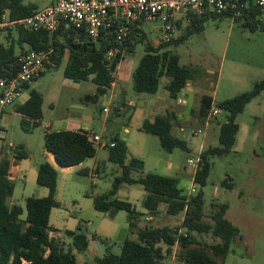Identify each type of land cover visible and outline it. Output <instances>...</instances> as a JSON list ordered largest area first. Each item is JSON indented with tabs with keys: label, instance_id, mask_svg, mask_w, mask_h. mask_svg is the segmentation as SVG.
<instances>
[{
	"label": "rangeland",
	"instance_id": "1",
	"mask_svg": "<svg viewBox=\"0 0 264 264\" xmlns=\"http://www.w3.org/2000/svg\"><path fill=\"white\" fill-rule=\"evenodd\" d=\"M24 3L43 7L48 0H24ZM159 29V22L144 26L145 40L137 44L131 54L126 52L125 58L118 64L113 90L109 89L96 100L92 99L96 86L91 81L64 84V62L55 69L43 72L29 84L15 105L5 109L6 114L0 120V149L12 154L22 146L31 161L36 164L44 161L42 126L31 132L23 131L21 117L14 112V108L23 104L34 90L44 98V118L54 122L55 129L94 133L107 145L112 137L117 136L126 143L130 156L143 161L142 175L156 174L176 179L184 195L194 185V192L189 196L203 193L205 220H209L213 204H227L226 219L237 228L238 236L230 245L224 264H264V93L254 97L237 116L235 122L239 129L230 152L210 158L211 169L205 186L193 183L195 169L187 164L189 157L196 158L201 151L220 146L219 128L227 115L217 109V103L249 92L255 83L264 80V32H250L243 27L242 20L226 17L209 19L202 32L191 35L183 43L167 46L165 50L179 56L180 66L196 69V77L189 83L190 88L181 91L177 99H171L165 89L166 77L160 79L156 96L137 94L132 90V73L145 47L159 48L153 45L160 36ZM15 30L0 28V42L9 45L11 39H16ZM15 53L19 54L18 46ZM203 96L212 100V108L204 120L198 116ZM150 99L162 101L155 100L149 104ZM178 100L184 104L178 103ZM130 101L136 106L115 109L120 102L127 104ZM103 108L108 109V113L103 112ZM166 110L175 114L173 136L185 141L188 151L175 149L166 152L157 137L140 130L145 120L163 115ZM67 118L71 119L70 123L65 122ZM180 127L184 132L179 131ZM125 129L129 130L128 136L123 134ZM192 130L197 135H192ZM95 146V157L84 161L82 168L91 171L93 166H99L98 177L92 179L90 174H81L78 168L64 174L61 172L55 195L59 207L53 209L50 219L55 228L53 235L61 236L59 243L64 251L71 248V239L64 233L66 230L72 229L87 237V250L84 253L74 252L76 264H94L93 259L102 257L107 250L119 255L123 241L136 238L128 230L126 212L119 211L113 220H109L93 209V199L107 193L113 179L120 174L119 168L108 161L107 149L98 144ZM94 173L97 174L96 171ZM139 174L135 173L136 176ZM27 178L25 184L14 180V193L8 204L12 201L24 207L25 197L43 198L46 189ZM144 196L140 186L123 185L114 198L129 202L138 212H144L140 205ZM159 209L160 212L151 221L144 220L145 215L140 214L138 228L179 227L181 216H168L164 205ZM197 238L206 245L217 241L211 236ZM164 262L183 264L173 257H167Z\"/></svg>",
	"mask_w": 264,
	"mask_h": 264
},
{
	"label": "trees",
	"instance_id": "2",
	"mask_svg": "<svg viewBox=\"0 0 264 264\" xmlns=\"http://www.w3.org/2000/svg\"><path fill=\"white\" fill-rule=\"evenodd\" d=\"M37 10L34 4H25L24 0H0V15L8 11L12 21L29 17ZM238 10L240 15L234 17L232 12L222 16L193 17L192 25L185 28L177 39L157 49L147 45L132 73V90L137 94L155 95L160 79L166 77L168 82L165 89L171 99H177L178 94L195 79L196 69L180 66L179 56L165 50L166 47L183 43L191 35L202 32L209 19L226 17L242 20L243 27L250 32H264L263 12L253 6ZM15 34L16 39H11L9 45L0 42V78L11 77L18 72L19 59L23 53L52 51L50 59L56 67L64 58L66 60L64 84L91 81L96 86L93 100L108 92L114 83L117 66L125 58L117 54L111 61L106 62L105 57L114 46L111 37H102L93 42L82 33H76L64 25L53 34L46 31L34 32L24 27H17ZM144 40L145 36L139 30H133L125 43L127 55ZM16 46L19 47V54L15 53ZM262 93L264 80L255 83L249 92L217 103V109L227 115L226 121L219 128L220 146L210 147L199 154L200 162L194 174L195 185L205 186L211 169V157H221L230 152L239 129L235 122L237 116L254 97ZM42 104V95L33 90L28 99L16 107V113L22 117L20 126L23 131L31 132L40 126L43 117ZM211 108V98L203 96L198 116L204 120ZM172 121L173 117L169 113L156 116L151 121H144L140 130L144 134L157 137L161 148L166 152L170 153L175 149L188 151L187 143L173 136ZM110 143L114 146L106 144L103 148L107 149L108 161L119 168L120 174L113 179L107 193L93 199V209L110 218L119 211L126 212L128 230L136 238L125 239L119 255L107 250L102 257L93 259L94 264H165L167 257H173L183 264H224L230 245L238 236L237 228L225 216L228 205L213 204L209 220H205L202 192L187 196L178 188L176 179L156 174L142 175L143 161L129 155L126 143L117 136L112 137ZM44 149L53 156L59 168L79 166L96 155L95 144L81 130L46 131ZM21 150L20 146L15 150V161L27 157V153ZM11 164L7 157L0 158V264H76L74 252L84 253L87 250V237L77 231H67L65 234L71 239V248L64 251L59 241L50 236V213L52 209L59 207L55 199L58 169L49 162L39 165L36 185L45 188L47 196L29 197L22 208L8 204L15 187L10 179ZM87 172L84 169L82 174L87 175ZM136 172L140 174L136 176ZM123 185L140 186L143 189L145 197L141 206L147 213L157 215L160 212L159 207L164 205L168 216H181L179 227L137 228L140 213L129 202L114 198ZM228 187L231 188L232 185ZM198 236H211L217 241L212 245L202 244Z\"/></svg>",
	"mask_w": 264,
	"mask_h": 264
},
{
	"label": "built area",
	"instance_id": "3",
	"mask_svg": "<svg viewBox=\"0 0 264 264\" xmlns=\"http://www.w3.org/2000/svg\"><path fill=\"white\" fill-rule=\"evenodd\" d=\"M250 6L264 13V0H50L47 6L20 20H10L9 12L5 11L0 15V28L24 27L34 32L53 34L64 25L93 42L102 37H111L114 46L105 57V61L109 62L117 54L125 57V43L135 29L144 35V26L159 22L160 36L153 45L160 47L170 43L180 31L191 26L193 17L222 16L231 12L234 17L240 15L238 9ZM51 54L52 51L25 52L19 59L18 72L14 76L0 78V116L22 97L26 86L46 70L56 68L50 59ZM178 103L184 104L180 100ZM103 112L108 113V109ZM179 131L184 132V129L180 127ZM86 134L94 144L100 147L106 145L101 142L99 135L90 132ZM191 134L197 135V132L192 130ZM109 146L113 147L114 144L109 143ZM199 162V156L187 160V164L195 171ZM91 178L96 179L97 175L92 173ZM192 180L194 183V177ZM193 192L194 185L187 195Z\"/></svg>",
	"mask_w": 264,
	"mask_h": 264
},
{
	"label": "crops",
	"instance_id": "4",
	"mask_svg": "<svg viewBox=\"0 0 264 264\" xmlns=\"http://www.w3.org/2000/svg\"><path fill=\"white\" fill-rule=\"evenodd\" d=\"M50 3V0H48V3L46 4V5H44L43 7H37V9L39 10V9H42V8H44L45 6H47L48 4ZM65 58H64V60L61 62V63H65ZM58 67V66H57ZM56 67V68H57ZM55 69V68H54ZM115 86V84L113 83L112 85H111V88H110V90L113 88ZM28 87H29V85H28ZM185 88H190V85L188 84ZM184 88V89H185ZM27 88H25V90H26ZM184 89L182 90V91H184ZM24 90V91H25ZM113 90V89H112ZM114 93H115V91H114ZM152 96H156V94L155 95H152ZM43 98V97H42ZM144 98V97H143ZM155 100H157V102H161L162 100H160V99H150L149 101H148V103L149 104H153L154 102H155ZM184 103V102H183ZM19 106V105H18ZM124 106H127V107H135L136 106V104H134V102H132V101H130L129 103H124V102H120L119 104H117L116 105V108L115 109H119V107L121 108V107H124ZM43 107H44V98H43V104H42V112H43ZM49 107L50 108H53V106H52V104H49ZM104 109H106V108H103V110ZM16 108H14V112L16 113ZM6 112V110L4 111V113L0 116V120L2 119V117H3V115L4 114H6L5 113ZM170 114V115H172V117H173V120H174V112L172 111V112H168L167 110H166V112H165V114H163V115H166V114ZM17 114V113H16ZM17 115H19V114H17ZM20 116V115H19ZM158 116H160V115H158ZM21 117V116H20ZM156 117V116H155ZM154 117V118H155ZM22 118V117H21ZM152 120V119H151ZM151 120H149V121H151ZM70 121H71V119H69V118H67L66 120H65V122H67V123H70ZM146 121V120H145ZM40 126H42V128H43V130H44V132H43V136H42V144H43V154H42V157L44 158V161L42 162V163H44V162H49V163H51L52 165H54L57 169H58V176H59V174H61V172H62V174H64V173H67L69 170H71V169H80V173L82 174L83 173V170L85 169V168H82V164L81 165H79V166H75V167H70V168H59L57 165H56V163H55V161H54V159H53V156L51 155V154H49V153H47L46 151H45V149H44V135H45V132L46 131H78V130H74V129H71V130H68V129H55L53 126H54V122H52L51 120H45V118H44V114H43V117H42V120L40 121ZM1 129V128H0ZM123 134L125 135V136H128L130 133H129V130H127V129H125L124 131H123ZM20 147H22V146H20ZM103 148V147H102ZM22 152H25L23 149L21 150ZM15 153H16V151L14 150V151H12V154H11V152H9V153H7L6 151H3L2 149H0V157L2 158V157H7L10 161H11V167H10V170H9V173H10V179L14 182V180H20V182H22L23 184H25L26 182H27V177H30V179H32V181H35V183H36V177H37V169H38V167H39V165L40 164H42V163H40V164H36L35 162H33V161H31V158L28 156V154H27V157L25 158V159H22V160H20V161H15V158H14V156H15ZM25 153H27V152H25ZM15 161V163H13ZM88 170V169H87ZM96 171V175H97V177H98V175H99V172H100V167L99 166H93V168H92V170L91 171H89L88 170V172H87V175L88 174H90V176L92 175V173H94ZM14 186H15V183H14ZM15 188V187H14ZM57 188H58V178H57ZM14 193V192H13ZM13 196V195H12ZM47 196V190L45 191V193H43V197H46ZM145 197V196H144ZM12 198V197H11ZM10 198V199H11ZM27 198H29V197H25L24 198V204H25V200L27 199ZM35 198V197H34ZM143 200V199H142ZM142 202V201H141ZM131 204V203H130ZM9 205L11 206V205H18V204H16V203H14V202H12V201H10V203H9ZM141 205V204H140ZM18 206H21V205H18ZM22 207V206H21ZM142 207V206H141ZM22 208H24V207H22ZM136 209V208H135ZM160 210V209H159ZM52 211H53V209H52ZM52 211H51V213H50V218H49V226H50V228H51V230H52V232L50 233V236L52 237V238H54V239H56L57 241H59L60 242V235H57V236H55V234L53 235V233H54V231H55V228L52 226V224H51V222H50V219H51V214H52ZM137 211V210H136ZM138 212V211H137ZM140 214H143V215H145V217H144V220H146V221H151V220H153L155 217H156V215H151V214H149V213H147L145 210H144V212H139ZM118 214V213H117ZM117 214L113 217V218H110V217H107V216H102V218H104V219H109V220H113L116 216H117ZM226 216V215H225ZM127 226H128V223H127ZM137 228H138V225H137ZM67 231H70V232H74L72 229H68V230H66L64 233H66Z\"/></svg>",
	"mask_w": 264,
	"mask_h": 264
}]
</instances>
